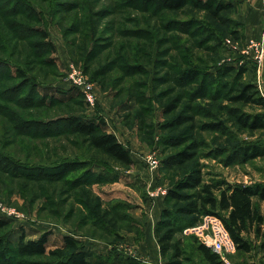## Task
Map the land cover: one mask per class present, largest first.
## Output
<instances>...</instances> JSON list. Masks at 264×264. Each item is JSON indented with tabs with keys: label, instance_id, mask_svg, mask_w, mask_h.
I'll use <instances>...</instances> for the list:
<instances>
[{
	"label": "rangeland",
	"instance_id": "obj_1",
	"mask_svg": "<svg viewBox=\"0 0 264 264\" xmlns=\"http://www.w3.org/2000/svg\"><path fill=\"white\" fill-rule=\"evenodd\" d=\"M19 1L0 0V6H4L0 9V44L5 37L0 48L6 44L12 47L16 42L5 23L23 19L32 26L40 24L49 30L56 46L49 56L57 66L33 64L25 60L21 52L0 50V60L13 57L19 58L24 67L35 65L33 70L41 79L54 81L52 85L60 87L71 85L67 80L69 64L80 68L95 83L98 95L94 107L84 101L86 114L103 116L108 130L130 148L134 162L129 166L116 163L99 150L89 149L83 136L68 133V128H63V120L72 114L76 104L52 101L47 94L48 85H39L40 95L33 99L31 90L20 85L18 79L3 80L0 94L7 92V97L0 98V150L11 163H0V215L12 220V226L10 230L0 231V236L9 238L12 249L22 232L27 238H36L51 231L48 248L61 245L63 236L72 234L81 238L102 264H127L131 256L146 264L145 260L151 262L148 258L152 257L149 256L151 251H142L148 241L146 226L155 200L151 190L160 187L168 190L172 183L197 166L206 180L264 182V157L244 163L227 160L240 144L264 141V129L239 128L229 117L226 106H238L249 113L260 112V107L232 105L224 97L214 100L210 90L216 85L204 81L192 89L194 85H180L169 76L178 65H187L179 61L182 53L179 48L187 49L190 66L205 71L217 72L218 66L232 61L256 62L253 53L243 51L251 38L245 37L242 42L230 34L233 29L245 32V23L239 17L241 0H224L233 2V6L223 11L219 20L211 18L207 10L192 5L178 10L158 8L154 0H29L35 13L20 7ZM227 39L237 43V52L226 44ZM92 46L95 50L90 54ZM100 49L103 51L99 53ZM119 54L122 60L116 61L110 71L93 77L96 70L103 69V63L117 60ZM89 56L93 57L89 59ZM229 56L231 61H227ZM123 62L132 64L131 75L124 74ZM252 71L245 74V80L253 77L262 91L259 66L254 73ZM205 87H208L206 91ZM196 90L199 91L193 94ZM171 103L176 104V108L165 112V105ZM192 115L193 119L184 118ZM218 119L224 122V132L204 128L203 123ZM22 121L30 124L22 126ZM195 141L199 144L196 156L179 163L175 159L177 152ZM151 153L159 159V166L154 170L146 160ZM67 158L89 159L95 170L102 168L114 178L113 182H93L87 196L98 201L96 209L106 220L113 216L112 233L102 235L101 229H94L83 217L86 207L77 201L79 193L64 179L48 174L34 179L30 170L34 166L51 165ZM101 161L104 162L102 167ZM13 164L29 170L14 171ZM87 164L85 168L89 167ZM79 173L76 171L73 175ZM258 204L264 215V200ZM80 208L84 210L81 212ZM131 222L140 225L139 234L127 228ZM263 232L264 224L259 235L252 228L245 235L252 250L249 253L235 251L223 264H264ZM176 240L185 250V264H210L197 251L195 237L186 234L185 229L177 233ZM5 252L9 254L6 264H14L13 253ZM30 259H43V256L27 258ZM154 264H164V260Z\"/></svg>",
	"mask_w": 264,
	"mask_h": 264
},
{
	"label": "trees",
	"instance_id": "obj_2",
	"mask_svg": "<svg viewBox=\"0 0 264 264\" xmlns=\"http://www.w3.org/2000/svg\"><path fill=\"white\" fill-rule=\"evenodd\" d=\"M154 1L159 5L158 8L162 7V9L167 10H178L187 5H192L195 8L207 10L210 17L216 20L222 18L223 11L233 6V2L226 3L224 0ZM19 3L20 7H23L25 10L29 8V13L33 12V8L30 6L32 3L29 0H21ZM3 7L0 6V9ZM28 17L29 19L31 18L30 16ZM37 18L40 21L39 15ZM5 26L11 32L10 37L15 39L16 42L12 46L13 48L8 44L6 46L2 45L0 48L2 52H21L24 59L28 62L36 63L42 67L56 68L57 64L52 59V56H49L55 51L56 46L51 39L48 29L40 24L32 26L23 19L21 21L18 20V22L9 21L5 23ZM230 34L234 39L242 42L245 39V34L240 29H233ZM4 38L3 36L1 44ZM93 49L95 50L94 46L91 47L90 54L93 53ZM186 50V48H179V51H182V53L181 57H179L180 60H178L187 65L182 67L177 62H173L178 67L173 73H169V76L171 75L170 78L180 85H194L192 89L198 85V82L199 84H202L204 81L209 82L210 85H216L210 90V97L214 100L224 97L232 105L239 103L242 105L259 106L261 111L257 113L244 112L238 106L226 107L230 115L229 117L234 119L239 128L252 131L264 129V94L253 77L245 80L247 72L257 70V63L252 60L242 63L232 61L218 66L216 68L217 72H212L211 70L205 71L190 66L191 61L188 56L186 57ZM102 51L103 49H100L99 53ZM92 57L89 56L88 58L91 59ZM118 57L117 60L112 59L107 63H103V69L96 70L93 77L98 78L99 75L110 71L116 61L122 60L121 54ZM9 58L8 60L3 58L0 60V83L3 80L16 78L20 81V85L31 90L33 99L40 95L38 92L39 85H48L46 86L47 91H49L47 94L51 95L52 101L62 104H76V108L72 110V114L67 115L63 120L65 121L62 124L63 128H68V133L83 136L84 140L89 144V149L99 150L116 163L123 166L133 164L134 159L130 148L115 133L108 130L105 118L99 114H86V102L84 103V95L79 88L74 85H69L68 87L52 85L54 81L41 79L38 76V72H34L35 65L33 68L24 67L20 63L19 58ZM45 58H47L46 62L44 61ZM131 65L123 62L124 67L122 66V68L124 74L131 75L133 73L131 72L133 70ZM137 72L139 73L140 70ZM94 78L92 79L97 80ZM100 82L102 85L105 84L103 80ZM207 89L208 87H205V91ZM198 91H194L193 94ZM3 96L7 97V92L0 94V98ZM12 99H15V97H12ZM5 100L8 99L6 98ZM37 100L40 101V99ZM175 108L176 104H167L165 105V112H171ZM193 117V115L184 116L186 120L193 119ZM29 124L21 122L22 126H28ZM166 125H173V123H166ZM203 126L205 129L222 132L226 129L223 120L220 119L205 122ZM198 145V142L195 141L187 149L178 151L175 159L179 163H185L193 159L196 156ZM259 157H264V141L240 144L228 155L227 160L229 162L237 160L244 163ZM6 161L11 163L9 157L3 155L0 150V163ZM103 163L101 161L99 165L102 167ZM85 164L89 167L85 168ZM13 165L14 168L12 169L14 171L24 172L25 170H29L24 169L25 167H20V165ZM92 165L89 159L77 161L67 158L51 165L34 166L30 170L34 174V179H39L38 176L40 174H48L52 178L55 177V179H64L66 184H69L75 192L79 193L76 199L86 207V213L83 217L90 221L94 229H101L102 235H106L107 232L112 233L111 223L115 225L113 216H110L106 220L96 209L98 201L89 199L87 196L90 195L89 186L93 182H113L114 178L109 176L107 172H103L102 168L100 171L95 170ZM76 171H80V173L73 175ZM260 200H264V182L236 183L228 181L225 178L206 180L202 169L198 166L194 167L185 176L180 177L172 183L164 194V207L154 227V235L159 245L160 253L165 260L164 264H185V257H183L185 250L181 248L180 241L176 240V235L184 231L186 227L197 224L204 215L209 213L222 217L236 243V252L249 253L252 250V244L245 235L252 228L259 235L262 224H264V215L258 204ZM83 210L84 208H80L81 212ZM115 212H118V207H115ZM11 226L12 220L0 215V231L10 230ZM127 228L138 232V234L141 231L140 225L137 224L136 226L132 222ZM50 234L51 231H45L36 238H27L26 233L22 232L13 249L8 237L0 236V264H6L9 261L7 259L9 254L5 251L13 253L14 264H102L101 260H96L95 252L81 238L72 234H65L61 245L48 248ZM192 236L198 242L196 249L203 259L210 264H223L224 260L217 252L202 243L195 235L192 234ZM33 256H43V259L27 260V258ZM25 257L26 259H24ZM127 260H130V263L127 264H144L134 256L128 257Z\"/></svg>",
	"mask_w": 264,
	"mask_h": 264
},
{
	"label": "built area",
	"instance_id": "obj_3",
	"mask_svg": "<svg viewBox=\"0 0 264 264\" xmlns=\"http://www.w3.org/2000/svg\"><path fill=\"white\" fill-rule=\"evenodd\" d=\"M226 44L232 45L235 52H237L238 45L233 43L231 39H227ZM247 53H253V57L258 64H261L264 58V39L257 40L251 38L248 40L247 48L243 50ZM232 57L229 56L227 61H231ZM241 63V62H240ZM68 81L71 85L76 86L83 93L87 103L94 107L98 100V95L95 83L90 81L83 71L75 66L73 63L69 64ZM147 164L151 170L158 168L159 159L155 153L146 156ZM167 189L157 188L150 191L152 197L156 198L165 194ZM186 234L195 235L202 243L217 252L224 261H228V255L236 251V243L232 238L229 230L227 229L222 217L217 214L209 213L202 217L201 221L195 225L185 228ZM146 264H154L145 260Z\"/></svg>",
	"mask_w": 264,
	"mask_h": 264
},
{
	"label": "crops",
	"instance_id": "obj_4",
	"mask_svg": "<svg viewBox=\"0 0 264 264\" xmlns=\"http://www.w3.org/2000/svg\"><path fill=\"white\" fill-rule=\"evenodd\" d=\"M240 7L241 11L239 13V17L245 23L244 34L246 39L248 40L249 38H255L257 40H260V38L264 36V0H241ZM259 73L260 83L262 85V91L264 93V58L259 65ZM163 199L164 194L156 197L153 202V206H151L150 208L151 213L147 224L148 227L146 226V233L148 232L146 234L148 241L142 248L143 253L151 251L149 256L152 257H149L148 259L153 263H159V260H164L160 253L159 245L157 243L153 229L160 217L161 210L164 207Z\"/></svg>",
	"mask_w": 264,
	"mask_h": 264
}]
</instances>
